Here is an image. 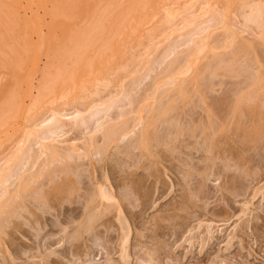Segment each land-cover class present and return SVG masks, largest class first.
Listing matches in <instances>:
<instances>
[{
    "label": "bare ground",
    "instance_id": "1",
    "mask_svg": "<svg viewBox=\"0 0 264 264\" xmlns=\"http://www.w3.org/2000/svg\"><path fill=\"white\" fill-rule=\"evenodd\" d=\"M42 1L43 0H41L40 4L44 3ZM77 1L78 0H51L52 6L49 4L51 6V8H50V11H48L49 16H50V20L58 21L57 20L58 16L68 17L69 15H71L72 11H74L73 13L76 16L77 13H75V12L79 11V10H76L77 9L76 7L81 8V6H79L80 1L79 2H77ZM90 1L92 2V0H90ZM103 1H105V2L100 4L101 7L97 8V9H95L96 6H95V8L90 6L93 8V10H92V8L88 9L89 10L88 12H91L90 14L88 13L89 15L87 18V20H90V22H91L89 24V26L91 25L89 30L85 33V35L82 39L80 38L81 36L79 37L80 39L77 40V42H76L77 47H74L72 49V51L69 52L67 59L63 57V59L67 60L68 64L72 63V69H71V66H69L70 68L67 66L70 70L69 69L67 71L65 70L66 71L65 73H67V76H65V77H62V76L59 77L58 76V78L55 76L56 81L53 78L54 83H55V84L53 83L55 85V86L53 85V87H50L52 85L49 84V82L52 79L51 80L49 79L50 81H48L47 80L48 78L47 79L45 78L46 82L48 81V84H49V85L47 84L48 88L50 87V90L52 88V90H53L52 92L54 94V97L56 98L55 100L52 99L53 97L50 98L53 101H50V99H49L48 104L49 105L50 104L56 105L57 104L56 102L59 100H60V103L58 102L57 106L55 108H52V109L49 108L51 105L47 106V104H46V106H45L44 104H41L36 110L34 109L32 112L30 109H29L30 111L27 110L28 114L26 113V110H25V114H27V117H24V119L26 118V124H24V122H25L24 121L23 122L24 126L22 125L24 128V131H22L23 134L21 135V138H18V140H14V141L12 140L13 142L12 141L10 142L11 145L8 144V146L4 150H1V152H0V234H2L4 229H6L7 227L8 228L11 227L13 224L18 229L22 228L23 226L25 227V228L23 227L22 230L20 229L21 231H19V233L22 235V238L24 240L21 239V241L19 243H8V244H3L0 242V264H87L92 259V257H90V256L93 255L92 260H94L95 256L96 257L98 255L102 256L103 251H101V253H99V251L97 252V246H95L97 243L95 244L94 243L95 241L93 242V240H95V239L98 240L99 238L103 237L102 239H105V241L109 243V242L113 241V239L116 238L115 235L111 234L110 231L108 230L109 226H107V222L109 220L104 221L106 218H104V220H102L103 216H106L105 213H107L108 210L109 211L111 209L114 210V208L108 207L107 204L105 205V203H108L109 206L111 203H113L116 206V209H117L116 211L121 212L119 207L122 204L121 203V201L123 200L122 197L125 198V196L120 197L121 194L118 195V193H120V192H118L119 189H117L116 186L114 188L112 185H110L111 183L109 185H107L108 183H104L103 181H101L102 178H100L101 180L100 179H98L97 181L95 180V182H93L92 178H90L91 181L93 182V183H89L90 185L87 184V180H85L86 182L84 181V179H85L84 175H85V173L87 174V170H88L89 166L91 165V162L93 161L92 159H94L95 155L101 156V155L105 154V152L107 151L108 148H109L108 150H110V147H111V149L112 148L114 150L116 149L114 152L119 154V152H120L119 150L122 148V146L124 147V145L121 146L120 143L124 140L125 137H127L126 136L127 132L128 131L130 132V130H132V127L137 128L136 126H141V129H139V131H135V128H133V130L135 131V137L136 138H135V140H132V141L136 142L135 148L138 147L144 152V154L146 153V154L150 155V157H151V155L153 156L154 152L151 151V149H152L151 147H154V146H152L153 145L152 143L156 137H153V135L156 136V134H154V132H156L155 129L158 128L157 127L158 124L161 123L163 125L162 122L169 123L173 120L177 121L179 119L178 118L179 116L182 119L183 114H187V113H184V109H183L184 103L186 101L188 102L191 96H195L198 98L204 96L205 93L203 94V91L201 90V87H200L201 84L199 83V80L197 79V78H199V77H197V75L199 76L204 70L208 69V66H209L208 63H211L213 61H218V62L222 61L221 63L230 62L231 59L234 60L235 57L238 58L241 54V57L243 58L242 60H234L233 61V63H236V64L239 62L245 64L246 79H244V82H241V81L240 82H241V84L242 83L245 84V86L243 85L244 88L243 87L242 88H243V90H246V94L242 91L244 96H245L244 97L241 93V90H240L241 95H239V93H238V95H239L240 99H242V96H243L244 97L243 101L247 104H246V111L241 110V111L245 112V114L242 112H241V114H244L243 116L246 115L245 116L246 122L250 121L249 123H251V126L249 124L248 125L250 126L251 130L255 129L254 127H256L255 124L257 121L258 123H260V125L258 124L260 131H262L261 127L264 125V0H224V1L219 0L220 1L219 3H222L221 9L216 8L217 5H219V4H217L216 7L210 6L209 9L207 11H205L204 15H201V16L203 17V16H205V14H208V15L211 14L210 16L213 17L211 20L214 19V22L215 21L217 22L216 24L222 25V27H221L222 33H219L218 36L215 35L216 37H211V35H213L214 31L213 32L210 31L208 34H205V35L202 34L203 36L200 38L198 36H200L201 33H199L200 35L199 34L197 35V39L195 38V35L192 34V35H194L195 39H193V38H192L193 40L190 39L192 41H191V44L189 43L190 46L187 45L188 49H186V50H188V51L183 50V52H181V54L183 53V56H181V54H180V56H181L180 57L179 56L180 51H179L178 55H176L175 54L176 50L174 51L173 50L174 48H173L169 53L171 54V53L175 52L174 54H175V56H177V58H174V60H171L169 63L167 62V65L163 64L164 68L161 69V71H159L157 74L155 73L156 76L154 75V78L152 80L153 82H151L150 86H148L147 88H143V87L139 88L140 83H138L136 85L135 83H132L133 81L131 83L130 82L124 83V79H127L125 75H127L128 73H129L128 75H130V74L134 75V74L140 73L139 72L140 70H138V69H139V67H142L140 65L141 59L139 60L140 63L135 64L134 63L135 61L133 60V57H132L133 55H135L134 53H130V55H128L131 58L129 57L130 59L128 60V57H127L125 60L126 62L122 63V60H121V62H120V63H122L121 65H120V63H117V65L119 64L120 66H118L116 69L113 67L114 70L109 71L106 78L102 79L101 78L102 76L100 75L99 76L101 78L100 79V78H97V75L95 77V74H94L95 72H94L93 66H91L92 65L91 63L93 61H95L92 59H97L98 57H95L96 55H92L91 58H89L90 54H88V53L90 51H88V47H89V43L91 42V37L93 38V36L99 35V32L101 33V31H102L101 29H103V34H104V31H106V29H108L107 25L100 23L99 20H106V22L110 21V23H112L111 21H115V22L117 21V23H118V21L121 22V21H126V20H133V22H134V20L135 21H144L145 16H146L145 10L147 9V7H146V9L144 7L147 5V3H148L147 1H149V0H103ZM191 1H193V0H191ZM38 2H40V0H38ZM86 2H87V0H86ZM81 3H82V1H81ZM98 3H99V1H98ZM12 4H14V5L18 4V0H0V58H1V54L6 52V51H4V49H5L4 44H3V42L5 41L4 39H6V36L9 37V35H10L11 37L12 36L14 37V35H15L13 33H12L13 35L10 34L11 33L10 26L11 25L8 26V24H10V23H8L9 21L16 20V17L13 16L14 14L13 15L7 14L8 13L7 9H9L10 8L9 6H11ZM83 4H84V1H83ZM186 5H184V6H186ZM220 6H221V4H220ZM7 7H9V8H7ZM74 8H76V9H74ZM82 8H85V10H86V7H82ZM82 8H81V12L83 13L84 11H82ZM166 10H167L166 14H165L166 16H164V17H166L168 19L172 18L174 15H175L174 17H176V14L179 15L177 10H175V12H177L176 14H174V12H171L173 10H169V9H166ZM81 12L79 11L78 13L80 14ZM181 12H183V11L181 10ZM202 12H203V10H202ZM136 14L141 17L140 20H138V18H136L137 17ZM84 15H81V16H84ZM231 15H233L236 18L241 17L242 18L241 20L247 22L245 24L246 27L245 26L244 27L246 28L248 35H245V36L239 35L240 32L234 31L231 28V25L228 24V22H225V21H231L230 20ZM192 16H195V15H192ZM192 16H191V19H192ZM35 17H36V15L34 16V19H35ZM199 17H198V20L199 19L201 20L202 18H199ZM79 18H81V17H79ZM82 19H84V17ZM172 19H170V22H168L169 24L172 23L171 22ZM186 19L190 20L188 17ZM76 20L78 21V18ZM164 20H162L161 23H159V26L160 25L164 26V23H165ZM208 20L206 17L205 22H207ZM184 21H186V20H184ZM184 21L182 22V25L185 24L188 27V25L191 24L190 23L191 21H188V22H184ZM199 21H197L198 22L197 25H199ZM98 23L100 25L102 24L101 27H103V28L99 27V28H101L100 29L101 31H99L98 30L99 28H97ZM110 23H109V25H110ZM117 23H114V24L116 25ZM195 23H196V21H195ZM238 23H240V22H238ZM200 24L202 25V23H200ZM117 25H119V24H117ZM121 25H123V24H121ZM197 25H196V27H197ZM133 26H134V30H135V25H133ZM193 26H194V24H193ZM203 26H201L202 29H203ZM132 27H130V28H132ZM206 27H208V26H206ZM64 28H66V27H64ZM117 28L118 29L116 31L118 32L119 27H117ZM193 28H195V27H193ZM214 28H213V30H214ZM13 29H14V27H13ZM158 29H157V32H158ZM180 29H177L176 31L178 32V30H180ZM202 29L200 28L201 31H202ZM209 29H211V28H209ZM207 30H208V28H207ZM91 31L92 32L97 31V32H95V34L93 35L91 33ZM122 31L123 30H121V32ZM155 31H156V29L153 31L154 33H152V30H149V32H147V34H149V37L151 38L150 39L148 37V39L154 40L155 35L153 36L152 34H156ZM125 32H127V31L125 30ZM204 32L205 31H203V33ZM241 32H244V31H241ZM40 33H42V32L40 31ZM61 33H60V35H61ZM190 33H192V32H190ZM125 34H124V36H125ZM133 34H135V32H133ZM56 35H58V34H56ZM74 35H76V34H74ZM127 35L128 34H126V37H127ZM146 35H145V37L147 38L148 35L147 36ZM186 35H187V33H186ZM15 36H17V35H15ZM107 37H109V36H107ZM55 38H54V40H55ZM101 38H102V35H101ZM126 39H128V38H125V40ZM85 40L87 42V45H84ZM56 41H58V39ZM80 41H81V43H80ZM185 43H183V45ZM227 43L230 44L231 46H232V43H233V45L235 44V47H233L235 49H233V48L231 49L228 46L227 48H229V51H230V49L233 50V51L228 52L229 54H226V53L225 54H223V53L222 54L221 53L214 54L216 50L226 48ZM155 45H158V44L155 43ZM173 45H174V43H173ZM180 45L182 46V44H180ZM10 47H8V48H10ZM108 47L109 48H106V50L111 49L110 46H108ZM176 47L177 46H175V49H176ZM8 48H7V50H8ZM85 48H87V49H85ZM144 49H146V47H144ZM177 49H178V47H177ZM206 49H211V51L215 50V51H213L214 55H212V57H210V55H209V57L207 58V61L206 62L204 61L205 64H203L199 67L197 66L198 68L196 67L197 69L194 71V76L192 77L190 75V77H191L190 80L184 78V77H186L185 75L190 71V69L195 65L198 57L200 55H202V53ZM9 51H8V53H9ZM92 51L97 52L96 49L95 50L92 49ZM155 51H157V50H155ZM124 52H125L124 48H122L121 51L119 50V53L117 55L118 56L123 55ZM145 52H147V51H145ZM12 53H13V51H12ZM101 53L102 52L100 51V54ZM102 54H104V52ZM139 54L136 57H138ZM142 54H143V52H142ZM153 54L155 55L154 52H153ZM153 54H152L151 58H153ZM88 55H89V57H88ZM97 56H99V54ZM149 56H148V58H149ZM178 56H179V58H178ZM205 56L207 57V55H205ZM142 57L144 58V56H142ZM165 57H167V56H165ZM48 59H49V57H48ZM48 59H47V62L45 63L46 66H48V64H49ZM59 59H61V58H59ZM72 59H73V61H72ZM89 59H90V61H89ZM119 59H121V58H119ZM150 59H149V61H152ZM54 62H56V61H54ZM59 62H61V61H59ZM64 63L65 62H63V60H62V63L61 64L58 63V64L64 65ZM148 63H149V65L152 64V63L150 64V62H148ZM213 63L215 65V62H213ZM241 63H239V66L242 65ZM82 64H84V65H82ZM145 64L148 65L147 63H145ZM217 64H219V63H217ZM79 65L81 66L80 68H79ZM85 65H87V66L85 67V69H83L82 66L84 67ZM227 65L230 67H228ZM227 65L226 64L224 65V68L226 66L228 67V68H226L228 71L225 69V72L223 71L224 70L222 68L223 66L221 67V65H220V66H215V67L216 68L221 67L223 69V70L222 69H220V70L223 71L224 74H222V75L224 77L229 76V74H227V73H230V77H233L235 75L234 77L237 78L238 76L236 75V73L234 72L235 74L233 75V72L231 71V70H235V69H233L234 66L231 65V63L227 64ZM46 66H44V67H46ZM159 66H161V64H159ZM231 66H233V67H231ZM49 67L50 66H48V69H49ZM211 67H214V66L211 65L210 68ZM38 68H37L38 72H39V70H41L42 74L46 70V69H44V71H42V68L41 69H38ZM61 68H64V67L61 66ZM152 68H154V67H152ZM229 68L231 70H229ZM237 68H239V67H237ZM211 69H214V68H211ZM142 70H143V67H142ZM150 70H152V69H150ZM215 70H219V69H215ZM215 70H213L212 74H217ZM56 71L59 72L58 70H56ZM123 71H125V72L128 71V73L126 72V74L123 75L125 73V72L123 73ZM46 72H49V71L46 70L45 73ZM51 72H52V69H51ZM63 73L64 72L62 70V74ZM57 74H60V73H57ZM237 74L239 75V73H237ZM43 75H45V77H46L47 74H43ZM103 75L105 77L106 74H103ZM132 75H131V77H132ZM222 75H220V76H222ZM217 77H218V75H217ZM41 78H42V75H41ZM43 78H44V76H43ZM59 78H62V79L59 80ZM45 79L44 80L42 79L41 81L37 80L39 83L37 84V86L33 87V89L36 90V95L33 97V95L30 93V96H29L30 100H32L33 102H36L37 98L41 96L42 93H40V92H41V90L43 91V89L45 88V84H46V83H44ZM131 79H135V76H134V78H131ZM221 81H220V83H218L219 85H221V83H222ZM52 82H53V80L51 81V83ZM140 82H142V81H140ZM223 83H224V81H223ZM189 84H191L190 87H189ZM42 87H44V88L42 89ZM235 91H238V90H235ZM30 92H31V89H30ZM52 92H51V94H52ZM236 94H237V92H236ZM236 94H234V95H236ZM237 97L238 96L236 95V98ZM1 99H0V101H1L0 104L4 102V100L2 102ZM237 100H239V99H237ZM202 101L204 102V100H202ZM42 102H44V101H42ZM49 102H52V103H49ZM203 102H202V104H203ZM218 102H219V100H218ZM218 102H216L214 100L213 102L209 103V101L207 102V100H206V102H204L206 105V107H205L206 109L204 108L203 110L207 114V117H208L207 119L210 120V118H213V120H214V116H217L218 119H216V120H219L218 122L221 121L222 122L221 124L218 123L217 121H212V120L208 121V123H205L207 121H204L205 125L204 126L202 125L203 127L200 128L197 126L198 124H196L194 126L191 125V127H190V125L186 126V123H184L183 127L180 126V127H182V129L179 127L180 129H176V130L170 132V134H171L170 136H169V134H167V138L160 140V141L164 142V145H167V146L170 144L172 145L176 142L178 143V146H183L186 142V144H185L186 146H184L185 147L184 149L185 150L187 149V151H183V149H181L179 156H181L182 155L181 153H183V156L186 155L185 157L186 158L188 157V159L190 161L185 159V158L183 159L180 157L183 160V161L182 160L180 161V163H181L180 166L178 164L173 165V166H169V170L171 171V173H173L175 175L174 176L176 178L175 182L177 183V185L182 187V190L186 189V187L184 186L185 184L190 183L189 184L190 189H188L189 190L188 192H190L189 195H191V197H193V199L199 198L200 201H198V202H201L202 199H204L206 197L208 199V192H209V187L205 183L206 181H201V180L210 178V176L220 177V175H222L223 178H226V180L228 179L226 181V184H225L226 186L224 187V190L226 192H228L230 194L232 193L234 195L233 191L235 189H237L236 187H238L237 185L240 184V182L239 183L236 182L239 179L234 181L235 178H237V177L235 175L236 173H232V172L236 171V169H239V171H240L239 176H241V173H242L243 174L241 176L242 178H244L246 174H247L246 177H249V178H250V175L253 176V174H254V177H255L257 174V172H254V170L256 169L254 167H256L259 164V162H258L256 165V160H255L256 166L254 164L251 165L253 160L250 158L251 159L250 160V162H251L250 167L251 168H249V166L248 167L246 166L243 169V167L240 165L241 162L239 163V160H241V157L238 154L237 155L239 157L235 153L233 154L231 152L232 150L231 151L226 150V149H228L226 147H225V150L224 149L222 150V148H224L222 146H219L220 148L218 147L219 149H217L216 145H214L213 143H208L207 141L204 140V139H206V140L210 139V141H211V139L215 140L214 137L217 138L220 129L222 131V128H221L223 126L222 124L228 118V116L227 117L218 116L219 113H222L221 110H219L220 111L219 112L218 109L216 108V107H218V106H216L218 104ZM12 103H13V101H12ZM206 103H209V104H206ZM237 103H239V102H237ZM237 103L233 102V104H235L237 107H239ZM222 104H223V102L220 103V106H222ZM30 105H32L31 102H30ZM187 105L189 106L190 104L188 103ZM224 105L227 106V104H225V103H224ZM4 107H5V105H4ZM68 108H69V110L72 109V110H70L71 112L68 111L69 113L67 112ZM200 108H202V107H200ZM223 108L225 109V107H223ZM223 108H222V111L224 110ZM244 108H245V106H244ZM3 109L5 110V108H3ZM227 109H230L227 114H229L230 112H231L230 114H232V112H233L232 109L231 108H227ZM14 114H16L17 117H19V115H18L19 111L17 109H15ZM1 115L4 116L3 113ZM6 116L8 117V115H6ZM136 116H137V119L139 120V123L137 122V124L135 125ZM232 116H233V114H232ZM230 119H233V118H230ZM230 119L227 121H231ZM134 121H135V123H134ZM178 122H179V120H178ZM183 122H185V120ZM181 123H179V125ZM225 123H226V121H225ZM261 123H262V125H261ZM169 124H171V123H169ZM5 125H6V122H5ZM22 126H19V128L21 127V129H22ZM163 126H165V125H163ZM171 127H172V124H171ZM175 128H176V125H175L174 129ZM197 128H200L201 131ZM18 130L19 129H17L16 131L18 132ZM165 130H166V128H165ZM170 130H172V129H170ZM197 130H199L200 132L199 133L195 132ZM194 132H195L194 135L191 134ZM5 134L6 133H4L3 135H5ZM131 134H134V132L132 131ZM247 135H248V133H247ZM186 136L188 137V139L182 138V137H186ZM192 137H193V139H195V141L197 139H199V140H197V142H195V141H193ZM251 137H253V136H251ZM258 137L264 138V131L261 132L260 136H258ZM262 138H260V139H262ZM157 139H159V138H156L155 140L160 143V141ZM181 139H183V140H181ZM200 139H201V141H200ZM247 139H249V138H247ZM8 140L10 141V139H8ZM191 140L193 141V143L191 142ZM203 140L205 141V143H202V142H204ZM252 141H254V140H252ZM206 142H207V145H206ZM211 142H214V141H211ZM154 143H155V141H154ZM195 143H197V144H195ZM1 144H2V142L0 139V146H1ZM127 144H128V142H127ZM176 144H175V147H177ZM180 144H183V145H180ZM204 146H206V147H204ZM125 147H126V145H125ZM176 149L177 148H175V150ZM178 149H177V151H179ZM175 150L173 148V151H174V152L172 151L173 154L175 153ZM172 152H171V154H172ZM203 152H205V153L203 154ZM122 153H124V151L120 152V154H122ZM156 153H154V155H156ZM139 155H141V154H139ZM175 156H177V155H175ZM204 157H205V159L207 158V161L203 159ZM195 158H198L200 161L205 162V164L203 163L204 166L202 167L199 164H197V162H194L193 159H195ZM254 158L256 159V157H253V159ZM259 158H260V155H259ZM143 159H145V158H143ZM176 159L178 160V158H176ZM116 160H117V158H116ZM217 160L222 161L223 169H218L220 167L217 168V164H219L218 162L216 163ZM260 160H261V158H260ZM257 161H258V159H257ZM94 162H95V160H94ZM206 162H209V163L206 164ZM163 165H165V164H163ZM244 166H245V164H244ZM240 167H242V168H240ZM259 167H258V169H259ZM245 168H247V171L245 170ZM73 177H75L77 179L75 182H74L75 179ZM198 177H200L201 179L199 180ZM261 177H262V175H261ZM71 178L74 179V180L72 179L74 183H72L70 185L69 181L71 180ZM256 178H258V176ZM253 179H255V178H252V180ZM65 181H67V183H69L68 184L69 186L66 183L65 184L67 186L63 183ZM53 183H56V185L59 184L58 185L59 187H61L60 186L61 184H62V186H65L62 188H64V190L67 189V191H66L67 194L75 192L74 190H76V189H78V190L80 189L77 193L78 199L76 198V200H74L75 199L74 198L75 196H74L73 200L72 199L71 200L70 199L65 200L66 203H68L67 206H65V205L63 206L62 204L58 205V206L54 205L56 208L54 210L53 205L49 202V200H50V199H48L49 193L47 194V190H46V188H49L51 184L53 185ZM165 183H167V182H165ZM167 185L168 184H166V186ZM170 185L172 187V184H170ZM242 186H244V185H242ZM243 188L245 189V187H243ZM113 189H115L114 192H113ZM81 190H83V192L79 193ZM212 191H214V190H212ZM185 193H186V191H185ZM160 195H161V193H160ZM136 196H140V194L138 195V193H137ZM140 197H137V198H140ZM222 197L225 198V195H223V193H222ZM139 201H140L139 206H140V210H141V206H143L146 202L144 203V201H143V203H144L143 204L142 199ZM228 201H229V199H228ZM113 204H112V206H113ZM71 205H77V206H71ZM121 206H123V205H121ZM143 208L145 209V207H143ZM143 208H142V210L144 212ZM142 210L140 212H142ZM222 211H224V210L221 209V211H217V212L212 211V213L211 212H209V213H211V215H218L217 217H219L220 214H223ZM243 213H244V211H243ZM116 219H118V221H120V223H122L121 222V220H123L122 216H120V217L118 216V218H116ZM137 219H138V215L135 214V228L137 230L142 229L141 227L143 225L140 226L141 224L140 225L138 224ZM198 219L199 218L194 219V221L197 222ZM243 225H246V224H243ZM243 225H242V227H243ZM100 226L106 227V230L104 232L101 231L99 229ZM182 226L183 225H181V227ZM199 227H200L199 223H198V226L193 225V226L188 228V225H187V227H182L181 231H179V232L177 231L176 239H180L181 236H183V234L186 232H189V233L192 232L193 233V230L196 231L195 229L199 228ZM246 227H247V225H246ZM13 228H15V227H13ZM125 228L126 227L122 225L121 230L126 231ZM244 228L245 227H243V229ZM115 229H116V227H115ZM117 231L118 230H116V234L118 233L117 234L118 236L116 239H118V243H116V245L113 248L107 247V249H105L106 250L105 254L108 256L105 264H130L128 259L131 255L133 245L128 247L127 246V241H128L127 238L128 237H127L126 233H123V234L121 233V235H120V233ZM139 232L140 231H138V233ZM206 232L210 233V231H208V230ZM201 233H203V232H201ZM140 234H137V235H140ZM159 235H161V234L159 233ZM236 235H238V232L236 233ZM142 237H144L146 240L145 241L142 240L141 239ZM157 242H158V240L156 238H153V237H150L147 235H140L138 238L135 236V246H139L140 244H143V246H141V245L140 246H141V249L144 250L142 252H143V255L145 257L141 258V260H142L141 264H164V259L166 257L167 258L169 257L170 251H168L166 249L167 247L164 248V247L158 246ZM113 252L115 254H119L118 257H116V259L113 257V255H114ZM139 254H141V253H139ZM170 256H172V255H170ZM89 258H91V259H89ZM88 259H89V261H88ZM99 260H100V258H99ZM175 260L177 262L181 261V260L178 261L177 259H175ZM96 261H98V260H96ZM172 261L174 262V260H172ZM92 263H94V262H92ZM180 264H182V263H180Z\"/></svg>",
    "mask_w": 264,
    "mask_h": 264
},
{
    "label": "rangeland",
    "instance_id": "2",
    "mask_svg": "<svg viewBox=\"0 0 264 264\" xmlns=\"http://www.w3.org/2000/svg\"><path fill=\"white\" fill-rule=\"evenodd\" d=\"M79 1H80L79 6H81V8L86 7V10H85V8H82V11H84L82 13L80 7H76L77 9L76 8H74V9L79 10L82 14L81 13L79 14L78 13L79 11H77V12H75V13H77L75 16V14L73 13L74 11H72L71 15H69L68 17L58 16L57 17L58 21L50 20V16H49L48 11H50V8L52 6L51 0H43L42 2H44V3H42V4H40L41 0H40V2H38V0H18V4H16V5L12 4L11 6H9L10 8L7 7L9 9L6 8L7 12H8L7 14H9V15L14 14L13 16L16 17V20H12V21L8 22V23H10V24H8V26L11 25L10 26V29H11L10 34L13 33L17 36L14 35L15 38L13 36L11 37L9 34L8 35L10 38L8 36H6V39H4L5 41L3 42V44L5 47L4 51H6L7 53L6 52H5L6 54L2 53L1 58H0V65H1L0 66V92H1L0 93V99L3 97L1 100H2V102L4 100V102L0 104V113L4 114V116L0 114L1 115L0 116V139L2 142V144L0 146V152H1V150H4L8 146V144L11 145L10 142L12 140L14 141V140H18V138H21V135L23 134L22 131H24L23 126H24V124H26V118L24 119V117H27V114H28L27 110L28 111L31 110V112H32L34 109L36 110L41 104H44L45 106L47 104V106H48L49 105L48 101L50 98L53 97L52 99H54V100L56 99L54 97L53 92H52L53 91L52 88L50 90V87H53V85L55 84L54 79L56 81V77L58 78V76L59 77L60 76H62V77L67 76V73H65V72L70 68L69 66H71V69H72V63L71 64L69 63L70 64L69 65L67 60L63 59V57L67 59L69 52H71L74 47H77L76 46L77 40H79L80 38L82 39L84 37L85 33L89 30V28L91 26V25L89 26V24L91 22H90V20H87V18L91 12H88L89 11L88 9L89 8L91 9L92 7L95 8V6H96L95 9H97V8L101 7L100 4L105 2L103 0H92V2L90 0H87V2H86V0H78L77 2H79ZM81 1H82V3H81ZM83 1H84V4H83ZM98 1H99V3H98ZM220 1H224V0H220ZM220 1L219 0H193V1H191V0H149V1H147L148 2L147 5L144 7L145 9L147 7V9L145 10L146 16H145L144 21H135L134 20V22H133V20H126V21H121V22L118 21V23H117V21L116 22L111 21L112 23H110V21H108L110 23V25H109V23L106 22V20H99L100 23L107 25L108 29H106V31H104V34H103V29H101V28H103V27H101L102 24L100 25L98 23L97 28L101 27L98 30L99 31L102 30V31H101V33L99 32V35H95V36H93V38L91 37V42L89 43L88 51H90L91 53L90 52L88 53V54H90V57H89V55H88V57L91 58L92 55H96L95 57H98L97 59H92L95 61H93L91 63L92 64L91 66H93V69L95 72L94 73L95 77L97 75V78H100L99 76L101 75L102 79L106 78L109 71L114 70L113 67L116 69L123 62H126L125 60L127 57H128V60L131 58L130 56H128V55H130V53H134L135 55L132 56L133 60L135 61L134 63L138 64L141 61L140 65L143 67V70H142V67H139L138 70H140L139 71L140 73L134 74V75H132V74L128 75L129 74L128 71H126L128 74L125 75L126 72L123 71V73L125 72L123 75H125L127 78V79H124V83H128V82L131 83L133 81L132 83H135L136 85L138 83H140L141 85L143 84L142 86L139 84V88H142V87L147 88L148 86H150L151 82H153L152 80L154 78L155 73L157 74L159 71H161V69L164 68L163 64L167 65V62L169 63L171 60H174V58H177V56H175V54L178 55L179 51H180L179 56H180L181 52H183V50L188 51V50H186V49H188L187 45H189V43L191 44V41L193 39H195V38L197 39V35L199 33H201V35L199 34L200 36H198L199 38L205 34H208L210 31H212V32L214 31V33H213L214 36L211 35V37H216L219 35V33H222V30H221L222 25L216 24L217 22L216 21L214 22V19L211 20L213 18L210 16L211 14L210 15L205 14V16L207 17V20L209 19L207 22H205L206 17L201 16V15H204L205 11H207L210 6L216 7V5L219 4V5H217L216 8L221 9L222 3H219ZM220 4H221V6H220ZM184 5H186V6H184ZM90 6H92V7H90ZM166 9L173 10L171 12H174V14H176L178 12L179 15L176 14V17H174L175 15L172 17L173 19L172 18L168 19V18L164 17V16H166L165 15L166 11H167ZM180 9L183 12H181ZM92 10H93V8H92ZM175 10H177V12H175ZM202 10H203V12H202ZM35 15H36V17L34 19ZM81 15H84V16H81ZM192 15H195L196 17L192 16ZM191 16H192V19H191ZM79 17H81V18H79ZM83 17H84V19H82ZM187 17L190 20L186 19ZM198 17L202 18V19L201 20L199 19L200 20L199 21ZM77 18H78V21L76 20ZM136 18H138V20L141 19V17L138 15ZM235 18L236 17L231 15L230 16L231 21H225V22H228V24L231 25V28L234 31L240 32V34L238 33L239 35H241V36L248 35L247 34L248 32L246 31V28H245L246 27L245 24L247 22L241 20L242 19L241 17L236 18V19ZM170 19H172V21H171L172 23L169 24L168 22H170ZM162 20L165 21V23L163 22L164 26L163 25L159 26V23H161ZM184 20H186V21H184ZM187 20L191 21L190 22L191 24H189L188 27L185 24H184L185 26L182 25V22L183 21L188 22ZM195 21H196V23H195ZM197 21H199V25H197V23H198ZM113 22L117 23L119 25H117V24L115 25ZM238 22H240V23H238ZM200 23H202V25ZM121 24H123V25H121ZM193 24H194V26H193ZM133 25H135V30H134ZM196 25H197V27H196ZM200 25L201 26L204 25L203 29ZM183 26L185 28L186 27L187 28L185 29ZM206 26H208V27H206ZM13 27H14V29H13ZM64 27H66L67 29ZM117 27H119L118 32L116 31L118 29ZM130 27H132V28H130ZM193 27H195V28H193ZM199 27L202 29V31L200 30ZM212 27L213 28L215 27L214 30ZM207 28H208V30H207ZM209 28H211L212 30ZM153 29L154 30L156 29V31H155L156 34H152L153 36L155 35V38L153 37L154 40H150L151 38L149 37V34H147V32H149V30H152V33H154ZM157 29H158V32H157ZM177 29H180V30H178V32H177L176 31ZM121 30H123V31L121 32ZM125 30L127 32H125ZM40 31L42 33H40ZM203 31H205V32L203 33ZM241 31H244V32H241ZM54 32L58 35H56ZM95 32H97V31H93V32L91 31V33L93 35L95 34ZM133 32H135V34H133ZM190 32H192V33H190ZM60 33H61V35H60ZM123 33L128 34L127 37H126V34L124 36ZM186 33H187V35H186ZM74 34H76V35H74ZM192 34L195 35V38H194V35H192ZM101 35H102V38H101ZM106 35L109 37H107ZM145 35L147 36V38L145 37ZM148 37L150 39H148ZM54 38H55V40H54ZM125 38H128V39L125 40ZM57 39H58V41H56ZM190 39H192V40H190ZM80 43H81V41H80ZM155 43L158 45H155ZM173 43H174V45H173ZM183 43H185V44L183 45ZM180 44H182V46ZM84 45H87L86 40H85ZM226 45H227L226 48L228 46L231 49L233 47H235V44L233 45V43H232V46L228 43ZM108 46H110L111 49L106 50V48H109ZM175 46H177L178 49H177V47L175 49ZM8 47H10V48H8ZM144 47H146V49H144ZM7 48H8V50H7ZM122 48H124V51L127 54L124 52L123 55L118 56L117 54L119 53V50L121 51ZM226 48H223L224 50L220 49V50H216V51L215 50L211 51V49H206L202 53V55H200L198 57L197 62L190 69V71L185 75L186 77H184V78L190 80L191 79L190 75L192 77L194 76V71L199 66L205 64L204 61L205 62L207 61V58L209 57V55H210V57H212V55H214V54H218V53L229 54L228 52L233 51L231 49L229 51V48H227V49ZM10 49L13 51V53ZM85 49H87V48H85ZM92 49L93 50L96 49L97 52L92 51ZM172 49L174 51L176 50V53L174 52L175 54L169 53ZM233 49H235V48H233ZM155 50H157V51H155ZM8 51H9V53L10 52L11 53L9 54ZM100 51L102 53L104 52V54H102V53L100 54ZM145 51H147V52H145ZM152 51L155 53V55L153 54ZM213 51H215V53ZM142 52H143V54H142ZM98 54H99V56H97ZM138 54H139V56L136 57ZM152 54H153V58H151ZM205 55H207V57ZM142 56H144V58ZM148 56H149V58H148ZM165 56H167V57H165ZM179 56H178V58H179ZM181 56H183V53L181 54ZM48 57H49V59H48ZM59 58H61V59H59ZM119 58H121V59H119ZM47 59L49 62V64L48 63L47 64H48V66H50L49 69H48V66L45 65V63L47 62ZM149 59L152 61H149ZM242 59L243 58L241 57V54L238 58L237 57L234 58V60H242ZM62 60H63V62H65L64 65L63 64L59 65L62 63ZM121 60H122V63H120ZM231 60H230V62H224V63H221L222 61L221 62L213 61V62H215V65L213 62L208 63V65H209L208 69L204 70L199 76L197 75V77H199L197 79L199 80V83L201 84V85L199 84L201 87V90L203 91V94L205 93L204 96L200 97V98L195 97V96H191L189 101L188 102L186 101L183 105L184 113H187V114H183V118H182L183 120L179 116L178 117L179 122H178V120L177 121L173 120V121L169 122L172 124V127H171V124H169V123L162 122L163 125H165V126H163L161 123H159L157 126L158 128L155 129L156 132H154V134H156V136L153 135V137L159 138V139H157L159 141L164 139V138H167V134H169V136L171 135L170 132H172L176 129H180V128L182 129L184 123H186V126L190 125V127H191V125L194 126V125L198 124L197 126L201 128L205 125V123H208V121L212 120V121L218 122L219 120H216V119H218L217 116H214V120H213V118H210V120L207 119L208 118L207 114H206V112H204L203 109L206 107V105L204 103V102H206V100H207V102L209 101V103L213 102L214 100L216 102H218V100H219V102H218L219 105L217 104L216 106H218V107H216V108L218 109V111L221 110L222 113H219L220 112L219 111L218 116H224V117L228 116V118L225 120L226 123L224 121V123L222 124L223 126L221 127L223 132L220 129L218 136L216 135L217 138L214 137L215 140L211 139V141H214V142H211L210 139H207V140L204 139V140L207 141L208 143H213L214 145H216L217 149L220 148L219 146H222V147H224V148H222V150L223 149L225 150V147H226V148H228L226 150H229V151L232 150L231 152L233 154L234 153L236 155L238 154L241 157V160H239V163L241 162L240 165L243 167V169L246 166L247 167L249 166V168H251L250 167L251 165H253V164L255 165V160H256V165L258 162H259V164L262 162L260 164L262 167L259 164L257 166L255 165L256 167H254V168H256L254 170V172H257L256 176L254 177V174H253V176L250 175V178L252 177L255 179L252 180V178L250 179L249 177H246L247 174L245 175L244 178H242L241 176L243 174L241 173V176H239L240 171H239V169H236V171L232 172V173H236L235 175L237 177V178H235L234 181L239 179L236 182L237 183L240 182V184H238L237 185L238 187H236L237 189H235L233 191L234 192V195H233L232 193L230 194L224 190V187L226 186L225 185L226 181L228 179L226 180V178H223L222 175H220V177L210 176V178L201 180V181H206L205 183L209 187L208 199L206 197V198L202 199L201 202H198V201H200L199 198L193 199V197H191V195H189L190 192H188L189 191L188 189H190L189 188L190 183H188V184L184 183L185 184L184 186L186 187V189L182 190V187L177 185V183L175 182V180H176V178L174 177L175 175L173 173H171V171L169 170V166H173V165H177V164L180 166V164H181L180 161L182 160L181 158H183V159L185 158V159L189 160L188 157L187 158L185 157L186 155L183 156V153H181L182 155L179 156L181 149H183V151H187V149L186 150L184 149L185 148L184 146H186L185 145L186 142L184 145L180 144L183 146H178L177 142H176L177 144L174 143L172 145L170 144L171 146L170 145L167 146V145H164V142L160 141V143H159L158 141L155 140L156 138L155 139L153 138L156 144L153 141L152 146H154V147H151L152 148L151 151H153L154 153H156V152L157 153H156V155H154V153H153L154 157L152 155L150 157V155H148L146 153L144 154V152L140 148H138V147L135 148L136 142L132 141V140H135V138H136L135 137V131H139V129H141V126H136L137 128L132 127V130H130V132L129 131L127 132V134H126L127 137H125L123 140L124 142L122 141L123 143L122 142L120 143L121 146L124 145V147L122 146V148L119 151L120 152L124 151V153L120 154V152H119V154H117L116 152H114L116 149L114 150L113 148L111 149V147H110V150H108L109 149L108 148L107 151L105 152V154H103L101 156L95 155L94 159H92L93 163L91 162V165H90L91 167L89 166V168L87 170V174L85 173V175H84L85 176L84 181L87 180V184L93 183V182H95V180L97 181L98 179L102 178V180L101 179L100 180L103 181L104 183H108L107 185H109L111 183L110 185H112L114 188L116 186L117 189H119V191L117 189L116 190L118 192H120V193L117 192L118 195L121 194L120 197L125 196V198L122 197V199L124 201L121 199L123 202L120 200L122 203L121 205H123V206L120 205V207H119L121 212L116 211L117 210L116 206L113 203H111V204L109 203L110 206L108 205V203H105V205L107 204L108 207L114 208V210H112V209L110 211L108 210L107 211L108 214L105 213L107 217L103 216L102 220H104V218H106L104 221L109 220L107 222V226H109L108 230L110 231L111 234H114L116 238L118 236L117 235L118 233L116 234V230H118L117 232H119L120 235H121V233L122 234L126 233V235L128 237L127 238L128 239L127 246L129 247V246L133 245L131 255L128 259L130 264H135V263L141 264V261H142L141 258L145 257L143 255V252H142L144 250L141 249V246H143V244H140L141 246L140 245L135 246V236L138 238L140 235H147V236L156 238L158 240V242H157L158 246L164 247V248L167 247L166 249L168 251H170V254H169L170 258L166 257L164 259V264H180V263H182V264H213V263L214 264H225V263L226 264L227 263L228 264H264V194H263L264 193V159H263L264 158V146H263L264 145V138L260 137V138H262V139H260L258 137V136H260V133L264 131V125L262 126L263 128L260 126L261 130H262V131H260V128L258 127V124L260 125V123H258L256 121V124H255L256 127H254L255 129H253L254 130L253 131L250 128V126H251V123H249L250 121H247L248 123L245 121L246 115L243 116L245 114V112H243V111H246V104L247 103H245L243 101L244 97H245L243 92L246 94V90H243L245 84H243V83L241 84V82H244V79H246L245 64L239 62L242 64L239 66V63H237V64L233 63L234 60L233 59H231ZM54 61H56V62H54ZM59 61H61V62H59ZM72 61H73V59H72ZM89 61H90V59H89ZM148 62H150V64L151 63L152 64L149 65ZM117 63H120V65L119 64L117 65ZM145 63H147L148 65H146ZM217 63H219V64H217ZM230 63H231V65L234 66L233 69H235V70H231L230 68H229V70H231L233 72V75L236 73V75L238 76L237 78L234 77L235 75L233 77H230V73H227V74H229V76H227V77L225 76L226 78L222 75V74H224L223 71L225 72V69L230 67L227 65ZM159 64H161V66H159ZM210 64L212 66H214V67H211L214 69L210 68V66H211ZM223 64L224 65L226 64L228 67L226 66L224 68ZM82 65H84V64H82ZM220 65H221V67L223 66L222 68L224 70L221 67H219V68L215 67V66H220ZM44 66H46V67H44ZM61 66H63L64 68H61ZM86 66L87 65H85L84 67L82 66V68L85 69ZM151 66L154 68H152ZM233 66H231V67H233ZM80 67L81 66L79 65V68ZM237 67H239V68H237ZM37 68L38 69L42 68V71H44V69L48 70L49 72L45 73L46 70L43 72V74H47L46 77H45V75H43L41 73V70H39V72H38ZM51 69H52V72H51ZM150 69H152V70H150ZM215 69H219V70L222 69L223 71L222 70L219 71V70H215ZM56 70H58L59 72H57ZM62 70L64 72L63 74H62ZM213 70H215L217 74H212ZM141 71L142 72L144 71V72L142 73ZM57 73H60L61 75L57 74ZM237 73H239V75ZM103 74H106L105 77ZM41 75H42V78H41ZM131 75H132V77H131ZM217 75H218V77H217ZM220 75H222V76H220ZM43 76H44V78H43ZM134 76H135V79H131V78H134ZM45 78L46 79L48 78L47 79L48 81H50L51 79L53 80L52 83H51L52 80L49 82V84L52 85L49 88H48V85H49L48 81L46 82ZM42 79L43 80L45 79V82H44V83H46L45 88L42 87V89L43 88L44 89H43V91L41 90V92H40V93H42L41 96L38 97L39 99L37 98L36 102H33L29 98L30 93L33 95V97L36 95V90L33 89V87L37 86V84L39 83L38 81H41ZM60 79H62V78H59V80ZM140 81H142V82H140ZM220 81L222 82L221 85L218 84V83H220ZM223 81H224V83H223ZM215 84L216 85L218 84V85L216 86ZM190 85L191 84H189V87H190ZM30 89H31V92H30ZM235 90H238V91H235ZM240 90H241L242 95L244 96V97L242 96V99H240V97H239V95H241ZM50 91L52 92V94ZM236 92H237V94H236ZM238 93H239V95H238ZM234 94H236L238 97L236 98V95H234ZM237 99H239V100H237ZM202 100H204V102ZM12 101H13V103H12ZM42 101H44V102H42ZM50 101H53V100L50 99ZM30 102L32 103V105H30ZM58 102L60 103V100L57 101L56 103L58 104ZM202 102H203V104H202ZM222 102H223L222 106L224 105V103L227 104V106H225V105L223 106V107H225V109L222 106H220V103H222ZM233 102H235V103L239 102V103H237L239 107H237L235 104H233ZM49 103H52V102H49ZM188 103L190 104L189 106L187 105ZM209 103H206V104H209ZM3 104L5 105V107ZM57 104L56 105L50 104L51 106L49 105L50 106L49 108H51V109L55 108L57 106ZM244 106H245V108H244ZM200 107H202V108H200ZM3 108H5V110ZM222 108L224 109L223 111H222ZM227 108H231V109L233 108L232 109L233 112L236 109L237 110L234 113L232 112V114H233V116H232V114H230L231 112L229 114H227L228 111L230 110ZM15 109H17L19 111V114H18L19 117H17V115L14 114ZM25 110H26L27 114H25ZM70 110H72V109H70ZM70 110L68 108L67 112L68 111L71 112ZM241 110H243V111H241ZM241 112L244 114H241ZM6 115H8V117ZM230 118H233V119H230ZM229 119L231 121H227ZM184 120H185V122H183ZM135 121H136V123H135ZM135 121H134L135 125L137 124V122L139 123L137 116H136ZM204 121H207V122L204 123ZM5 122H6V125H5ZM23 122H24V124H23ZM179 123H181V124L179 125ZM218 123L221 124L222 122L220 121ZM175 125H176V128L174 129ZM261 125H262V123H261ZM19 126H22V129H21V127L19 128ZM180 126H182V127H180ZM133 128H135V131L133 130ZM165 128H166V130H165ZM169 128L172 130H170ZM200 128H197V129H199L201 131ZM17 129H19L22 133L19 130L17 132L16 131ZM199 130H197L195 132L199 133L200 132ZM2 131L6 134L3 135L4 133ZM132 131L134 132V134H131ZM195 132L191 133V134L194 135ZM247 133H248V135H247ZM251 136H253L254 138ZM182 138L188 139L187 136L182 137ZM247 138H249V139H247ZM8 139H10V141ZM192 139H193V137H192ZM181 140H183V139H181ZM197 140H199V139H197ZM197 140L195 141V139H193V141H195V142H197ZM252 140H254V141H252ZM193 141L191 140L192 143H193ZM200 141H201V139H200ZM205 141L202 143H205ZM127 142H128V144H127ZM207 142H206V145H207ZM175 144L177 145V147H175ZM195 144H197V143H195ZM125 145H126V147H125ZM172 147L174 148V150H175V148H177V149L179 148L178 149L179 151H177V149H176L175 150L176 154L175 153L173 154L174 151H173ZM204 147H206V146H204ZM171 152H172V154H171ZM204 153L205 152H203V154ZM139 154H141V155H139ZM175 155H177V156H175ZM259 155H260L261 160L259 158ZM253 157H256V159L255 158L253 159ZM116 158H117V160H116ZM143 158H145V159H143ZM176 158H178V160ZM250 158L253 160L252 164L250 162V160H251ZM203 159L207 161V158L205 159V157H204ZM257 159H258V161H257ZM94 160H95V162H94ZM193 161L197 162V164H199L202 167L205 164V162L200 161L198 158L193 159ZM217 162L219 163V164H217V168L220 167L218 169H223L222 161L217 160L216 163ZM208 163L209 162H206V164H208ZM163 164H165V165H163ZM244 164H245V166H244ZM242 167H240V168H242ZM258 167H259V169H258ZM245 170L247 171V168H245ZM261 175H262V177H261ZM257 176H258V178H256ZM73 178H71V180L73 179L75 182L77 179L75 177H73ZM90 178H92L93 182L91 181ZM198 178H199V180L201 179L200 177H198ZM73 180L71 182L69 181L70 185L72 183H74ZM165 182H167V183H165ZM63 183L64 184L66 183L67 185L69 184V183H67V181H65ZM166 184H168V185L166 186ZM170 184H172V187ZM241 184L244 186H242ZM51 185L49 187L50 189L46 188V190H47V194L49 193L48 199L51 200V201L49 200V202L53 205L54 210L56 209L54 205L58 206V205L62 204L63 206L64 205L67 206L68 203H66L65 200H68V199L73 200L74 198H75L74 200H76V198L78 196L77 193L80 190V189L79 190L76 189L77 191L74 190L76 193L73 192V193L67 194V192H66L67 189L64 190V188H62V187H65V186H62V184L60 185L61 187L58 186L59 184L56 185V183H53L52 186ZM243 187H245V189ZM212 190H214V191H212ZM114 191H115V189H113V192ZM185 191H186V193H185ZM81 192H83V190H81L79 193H81ZM137 193H138V195L140 194V196L142 198L140 196H136ZM160 193H161V195H160ZM222 193H223V195H225L226 199L224 197H222ZM137 197H140V198H137ZM138 199L139 200L142 199V203H143V201H144V203L146 202L145 204L143 203L144 205L142 204L143 206H141V210L143 207H145V209L143 208L144 212H143V210H142V212H140L141 211L140 206H139L140 201ZM228 199H229V201H228ZM112 204H113V206H112ZM71 206H77V205H71ZM221 209L224 211H222L223 214H220L219 217H217L218 215H211L212 211L217 212V211H221ZM243 211H244V213H243ZM209 212H211V213H209ZM134 213L138 215L137 222L139 225L141 224L140 226L143 225L141 227L142 229L137 230L135 228V214ZM118 216L119 217L122 216V218H123V220H121L122 223H120V221H118V219H116V218H118ZM197 218H199L197 220V222L194 221V219H197ZM198 223L200 224V227L196 228L195 229L196 231L193 230V233L192 232L191 233L186 232L183 234V236H181L180 239H176V233H177V231L178 232L181 231L182 227H187V225H188V228L193 226V225L198 226ZM243 224H246L247 227H246V225H243ZM122 225L126 227L125 228L126 231L121 230ZM181 225H183V226L181 227ZM242 225H243V227H245L244 229H243ZM13 227H15V228H13ZM115 227H116V229H115ZM22 228L18 229V228H16V226H14V224L9 228L7 227L6 229L3 230V232H2L3 235L0 234V242L3 244L19 243L21 241V239H23L22 235L19 233V231H21ZM99 229L104 232L106 230V227L100 226ZM207 230L210 231V233L209 232L207 233L206 232ZM138 231H140V232L138 233ZM201 232H203V233H201ZM237 232H238V235H236ZM159 233L162 236L159 235ZM137 234H140V235H137ZM102 238H99L98 240L97 239L93 240V242L95 241L94 242L95 244L97 243L95 245V246H97V252L99 251V253H101V251H103L102 256L101 255H98L97 257L95 256V258H94L95 261L92 260L93 255L90 256V257H92V259L89 258L91 260L89 261V259H88L89 262L87 261L88 262L87 264H89V263L90 264H105L107 261V258H108V256L105 254L106 253L105 249H107V247L113 248L116 245V243H118V239H116V238L113 239V241H111L109 243L106 242L105 239H102ZM141 239L144 241L146 240L144 237H142ZM139 253H141V254H139ZM118 255L119 254L114 253L113 257L116 259V257H118ZM170 255H172V256H170ZM99 258H100V260H99ZM174 258L177 259L178 261L179 260H181V261L177 262ZM96 260H98V261H96ZM172 260H174V262L175 261L176 262L174 263ZM92 262H94V263H92Z\"/></svg>",
    "mask_w": 264,
    "mask_h": 264
}]
</instances>
